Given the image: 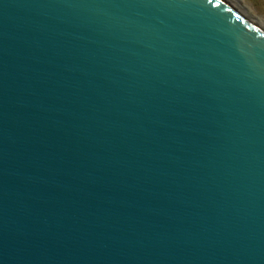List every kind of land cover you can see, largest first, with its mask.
<instances>
[{
  "label": "water",
  "instance_id": "obj_1",
  "mask_svg": "<svg viewBox=\"0 0 264 264\" xmlns=\"http://www.w3.org/2000/svg\"><path fill=\"white\" fill-rule=\"evenodd\" d=\"M0 264H264V29L0 0Z\"/></svg>",
  "mask_w": 264,
  "mask_h": 264
},
{
  "label": "rangeland",
  "instance_id": "obj_2",
  "mask_svg": "<svg viewBox=\"0 0 264 264\" xmlns=\"http://www.w3.org/2000/svg\"><path fill=\"white\" fill-rule=\"evenodd\" d=\"M264 29V0H227Z\"/></svg>",
  "mask_w": 264,
  "mask_h": 264
},
{
  "label": "snow or ice",
  "instance_id": "obj_3",
  "mask_svg": "<svg viewBox=\"0 0 264 264\" xmlns=\"http://www.w3.org/2000/svg\"><path fill=\"white\" fill-rule=\"evenodd\" d=\"M209 2L211 3V0H209Z\"/></svg>",
  "mask_w": 264,
  "mask_h": 264
}]
</instances>
